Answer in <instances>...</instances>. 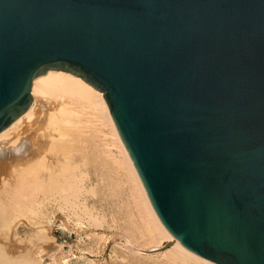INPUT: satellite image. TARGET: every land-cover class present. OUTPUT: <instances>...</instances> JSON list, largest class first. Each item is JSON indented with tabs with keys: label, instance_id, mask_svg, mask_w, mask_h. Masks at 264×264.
<instances>
[{
	"label": "water",
	"instance_id": "1",
	"mask_svg": "<svg viewBox=\"0 0 264 264\" xmlns=\"http://www.w3.org/2000/svg\"><path fill=\"white\" fill-rule=\"evenodd\" d=\"M47 69L103 93L180 245L264 264V0H0V132Z\"/></svg>",
	"mask_w": 264,
	"mask_h": 264
},
{
	"label": "bare ground",
	"instance_id": "2",
	"mask_svg": "<svg viewBox=\"0 0 264 264\" xmlns=\"http://www.w3.org/2000/svg\"><path fill=\"white\" fill-rule=\"evenodd\" d=\"M5 192L10 194L8 199L2 197ZM98 194L110 206L122 199L113 214H121L119 228L140 246L168 240L150 251L160 252L165 264H217L185 249L164 227L103 93L77 75L47 69L32 80L28 108L0 132V231L21 222L19 217L25 223L41 225L43 210H66L69 216L76 215L72 220L80 226L110 227L118 219L108 224L106 213L94 212V203H87V196ZM79 210L86 217L79 216ZM8 247L14 261L10 264H39L28 254H19L14 243Z\"/></svg>",
	"mask_w": 264,
	"mask_h": 264
},
{
	"label": "rangeland",
	"instance_id": "3",
	"mask_svg": "<svg viewBox=\"0 0 264 264\" xmlns=\"http://www.w3.org/2000/svg\"><path fill=\"white\" fill-rule=\"evenodd\" d=\"M114 152L117 154L116 149ZM49 153L48 150L44 154L48 155ZM83 167L85 166L83 165ZM2 195L3 199H8L10 196L9 192L2 193ZM109 195L106 194V196ZM86 198L88 205L91 206L94 203V212L106 213L108 224L111 225L113 218L118 219L114 225L109 227L104 224L97 230L88 227V225L80 226L73 221L76 215L70 214L69 216V212L66 210H55L54 213L43 210L39 215L42 220L41 225L25 223L23 218L19 217L21 222L10 223L8 227L0 231V264L14 263L10 259L13 254L8 247L11 242L17 246L19 254L26 253L39 264H165L161 259L160 252L150 253V251L163 246L168 240H163L160 244L140 246L137 241H133L119 228V222L123 221L121 220L122 216L120 213L113 214V209H116L117 202L122 199H115L114 205L110 206L108 200L100 198L99 194ZM78 214L86 217L81 210L78 211ZM44 221L45 223H43ZM93 232H97V235H93ZM3 234L9 237L5 236L4 238ZM44 236H46L45 239ZM27 263L28 261L21 262V264Z\"/></svg>",
	"mask_w": 264,
	"mask_h": 264
}]
</instances>
